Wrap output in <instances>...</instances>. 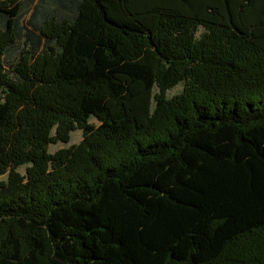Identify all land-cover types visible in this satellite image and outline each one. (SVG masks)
Returning <instances> with one entry per match:
<instances>
[{
  "label": "trees",
  "instance_id": "16d2710c",
  "mask_svg": "<svg viewBox=\"0 0 264 264\" xmlns=\"http://www.w3.org/2000/svg\"><path fill=\"white\" fill-rule=\"evenodd\" d=\"M4 174L0 264H264V0H0Z\"/></svg>",
  "mask_w": 264,
  "mask_h": 264
},
{
  "label": "rangeland",
  "instance_id": "374dc122",
  "mask_svg": "<svg viewBox=\"0 0 264 264\" xmlns=\"http://www.w3.org/2000/svg\"><path fill=\"white\" fill-rule=\"evenodd\" d=\"M181 91V86H177L175 87L174 89H172L171 91L168 92V97H171L172 95L178 93ZM91 123H95L96 121L94 119L90 120ZM81 138H82V135H81V131H73L70 133V141L68 143H61V142H58L56 144H51L48 146V151L49 153H53L55 151H57L58 149L60 148H64V147H67L69 145H72V144H78L80 141H81ZM24 170H25V167H21L18 169V172H20L21 174H24ZM7 178H8V174H4V175H0V181H7Z\"/></svg>",
  "mask_w": 264,
  "mask_h": 264
}]
</instances>
